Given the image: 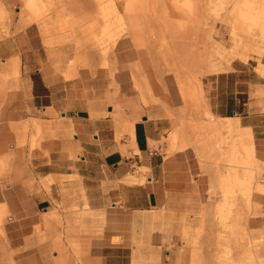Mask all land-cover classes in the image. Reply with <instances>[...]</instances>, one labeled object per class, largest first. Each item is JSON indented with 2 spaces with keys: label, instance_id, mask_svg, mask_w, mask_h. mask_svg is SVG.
<instances>
[{
  "label": "rangeland",
  "instance_id": "1",
  "mask_svg": "<svg viewBox=\"0 0 264 264\" xmlns=\"http://www.w3.org/2000/svg\"><path fill=\"white\" fill-rule=\"evenodd\" d=\"M17 1L10 8L0 0V40L34 23L46 58L64 64L67 77L81 67L108 75L132 68L135 100L146 108L159 105L147 85L159 82L168 93L169 83L174 106L168 115L176 125L167 118L160 147L166 155L188 148L198 180L191 175L184 198L160 209L110 217L91 211L77 186L73 202H54L38 219L28 211L36 221L21 247H12L5 231L9 216L17 219L0 211V264H107L103 240L121 246L111 264H264V228L248 226L262 213L252 195L264 193V160L255 151V161L243 130L214 126L229 122L215 115L240 117L230 107L215 108L245 100L221 95L232 90V80L215 81L216 75L245 65L264 82V0ZM9 67V73L0 68V80L19 77V60ZM252 95L264 97V88Z\"/></svg>",
  "mask_w": 264,
  "mask_h": 264
},
{
  "label": "crops",
  "instance_id": "2",
  "mask_svg": "<svg viewBox=\"0 0 264 264\" xmlns=\"http://www.w3.org/2000/svg\"><path fill=\"white\" fill-rule=\"evenodd\" d=\"M17 3L8 0L10 8ZM41 39L31 23L0 40L4 61L0 68L9 73L10 61L19 60V77L0 80V211H8L18 221L13 223L9 216L5 225L12 247L23 245L22 237L36 221L28 211L37 216L39 211H50L54 202H73L77 186L83 188L88 208L106 217L116 211L160 209L183 199L190 176L198 178L188 148L166 155L160 147L167 120L176 125L168 115L174 106L170 84L165 81L168 93L159 82L147 85V94L157 98L159 105L146 108L135 100L132 68H118L108 75L99 68L81 67L67 77L64 64L46 58ZM224 77L231 78L232 90L221 95L244 94L245 100L215 108L221 113L230 107L239 120L215 116L233 118L244 131L255 161V151L264 160V97L252 95L264 88V82L255 80L245 65L216 75L215 81ZM25 124L29 128L24 132ZM35 129L39 138L30 146ZM252 197L262 213L249 219L248 226L264 228V193ZM106 230L112 229L106 226ZM99 246L107 249L103 255L107 264L113 263L121 248L110 240L100 241Z\"/></svg>",
  "mask_w": 264,
  "mask_h": 264
},
{
  "label": "bare ground",
  "instance_id": "3",
  "mask_svg": "<svg viewBox=\"0 0 264 264\" xmlns=\"http://www.w3.org/2000/svg\"><path fill=\"white\" fill-rule=\"evenodd\" d=\"M116 11V10H115ZM233 119V118H232ZM232 119L231 120H228L229 122L228 123H214V126L217 127V128H220L224 131H227L229 133L232 132V130L234 129V127H237L238 128V125L234 124V122H232ZM211 127V126H210ZM212 128V127H211ZM234 131V130H233ZM235 133V132H234ZM236 134V133H235ZM234 134V135H235ZM250 148V147H249ZM251 149V148H250ZM254 152V151H253ZM252 150H251V153H253ZM250 154V153H249ZM239 155V154H238ZM240 156V155H239ZM241 159V158H240ZM247 160V159H246ZM251 160V159H250ZM252 161V160H251ZM244 163V162H243ZM248 171H252V170H248ZM250 176V175H249ZM241 181V180H240ZM247 189V188H246Z\"/></svg>",
  "mask_w": 264,
  "mask_h": 264
}]
</instances>
